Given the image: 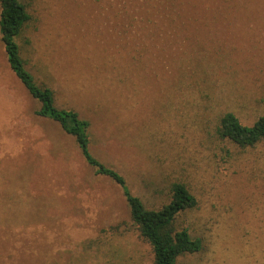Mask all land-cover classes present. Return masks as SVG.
I'll return each mask as SVG.
<instances>
[{
	"label": "rangeland",
	"instance_id": "374dc122",
	"mask_svg": "<svg viewBox=\"0 0 264 264\" xmlns=\"http://www.w3.org/2000/svg\"><path fill=\"white\" fill-rule=\"evenodd\" d=\"M22 2L26 68L89 121L93 156L149 209L176 182L196 197L180 222L208 250L178 264H264V141L215 132L225 112L264 115V0ZM39 108L0 35V264H153L121 188Z\"/></svg>",
	"mask_w": 264,
	"mask_h": 264
},
{
	"label": "trees",
	"instance_id": "16d2710c",
	"mask_svg": "<svg viewBox=\"0 0 264 264\" xmlns=\"http://www.w3.org/2000/svg\"><path fill=\"white\" fill-rule=\"evenodd\" d=\"M30 20L31 16L22 0H0L1 42L10 69L40 103L36 115L57 123L67 135L75 139L83 158L95 174L110 179L121 188L133 223L152 248L153 264H178L181 257L206 252L209 246L206 238L193 236L190 228L180 222L184 213L198 208V201L186 184H173L172 200L168 205L159 210L147 208L139 197L131 193L126 179L119 172L93 156L90 151L89 121L74 110L57 108L52 89L36 83L26 68L16 41ZM149 57L138 59L134 63V71L138 72L142 61H150ZM215 132L222 141L239 148H254L264 141V115L252 126H246L233 112H225L219 116Z\"/></svg>",
	"mask_w": 264,
	"mask_h": 264
},
{
	"label": "bare ground",
	"instance_id": "6f19581e",
	"mask_svg": "<svg viewBox=\"0 0 264 264\" xmlns=\"http://www.w3.org/2000/svg\"><path fill=\"white\" fill-rule=\"evenodd\" d=\"M131 29V28H130ZM131 32V31H130ZM131 34V33H130ZM106 45V44H105ZM103 47H104V45H103ZM103 50V49H102ZM100 52V51H99ZM125 60V59H124ZM126 62V61H125Z\"/></svg>",
	"mask_w": 264,
	"mask_h": 264
}]
</instances>
